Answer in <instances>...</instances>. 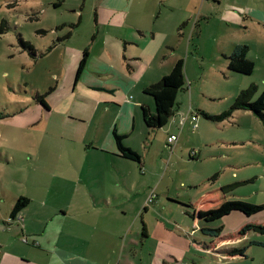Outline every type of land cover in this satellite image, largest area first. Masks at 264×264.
Listing matches in <instances>:
<instances>
[{
    "label": "rangeland",
    "instance_id": "rangeland-1",
    "mask_svg": "<svg viewBox=\"0 0 264 264\" xmlns=\"http://www.w3.org/2000/svg\"><path fill=\"white\" fill-rule=\"evenodd\" d=\"M203 1L190 6L187 29L169 20L180 3L108 11L101 0H0V263L65 264L37 245L52 249L55 229L64 225L103 232L107 264H264V234L255 229L264 227V123L248 111L220 121L202 114L229 111L252 85L255 100L264 93V0L206 1L211 16L199 20V29ZM236 44L249 47L251 75L228 69ZM84 52L87 65L77 80ZM154 55L155 65L185 61L187 90L176 113L164 128L130 138L141 163L107 151L103 161L84 143L102 138L128 112L142 122L141 107L123 99L144 98L155 113L153 97L139 88L155 76ZM96 86H113L114 94ZM190 107L199 114L198 129ZM177 114L192 124L179 128ZM172 131L178 141L170 148ZM77 180L86 196L78 203ZM232 184V192L221 191ZM21 196L31 204L9 220ZM28 226L46 234L37 241ZM234 250L243 254L231 256Z\"/></svg>",
    "mask_w": 264,
    "mask_h": 264
},
{
    "label": "crops",
    "instance_id": "crops-1",
    "mask_svg": "<svg viewBox=\"0 0 264 264\" xmlns=\"http://www.w3.org/2000/svg\"><path fill=\"white\" fill-rule=\"evenodd\" d=\"M147 1L151 2L154 5H157L161 1L162 2L161 4L165 5V7H172V6H174V4L180 3L179 4L180 11L178 13V16L175 19L172 18L169 20L173 24L176 22V23H179V25L180 24L184 25V27H186L187 29L190 26L189 21L195 12V11L194 12L190 11V6L194 5V3L197 2V0H101V6H103L108 11H114V10L120 9L122 7L125 8L126 5H128L132 8L134 5H136L135 10H137V9H141V7H144V5L147 4ZM206 1H210V0H204L203 4L199 6V11H198L199 19H198V25H197L199 29H201V23L199 24V20L201 19L202 21L205 20L206 22H208L210 19V16H211L208 12L210 11V8L212 9V7L204 5ZM256 8L260 9L262 7H261V5H258V7H256ZM238 13H240V14L242 13V15H245V17H247V18L253 17L250 15L252 12H247V10L244 8H243V12H241V9L239 8ZM236 15L238 18H241L240 15H238V14H236ZM258 22L261 23L262 21L260 22V20H259ZM239 45H241V44H239ZM236 46H237V44H236ZM231 53H233V52H231ZM124 55L126 56V54L125 53L123 54V58H124ZM227 57L228 56H226V58ZM125 59H127V58H125ZM138 59H139V57L136 55L131 60H138ZM156 60H157L156 55H154L150 59V64H152V68L154 70L155 76H153V78H151L152 80L148 84L143 83L142 85H139L140 91H142V92L144 91V89L147 86L159 82L164 76L168 75L172 71V69L175 65L172 62L171 63L162 62L158 65H155L154 62L156 63ZM133 70H134V67H133L132 71ZM121 71H122V73H125L123 68L121 69ZM132 71H129V72H132ZM155 81H157V82H155ZM93 88L95 90L105 91L108 94H114L113 86H108V87L96 86ZM122 91H123V93H125L124 89H122ZM123 93L121 94V96H119L120 99H123V95H124ZM137 99H138L137 102H135L134 104H130L129 102H127L126 98L123 99L122 101L125 105H133L135 107V110L138 111L143 106L146 105L145 104L146 101L144 98L143 99L137 98ZM190 111L192 113V112H194V109L192 107H190ZM191 113L189 112L190 117H192ZM180 114H177L178 116H176L174 119V124L178 125V127H179V124L182 123V118L185 117V116H181ZM194 115L199 116V114L197 112H195ZM139 116H140L142 122L144 123L142 110L140 111ZM189 116H187L188 118H187L186 122L184 123L183 127H185L186 124H188V125L192 124ZM133 117H134V114L132 112H128L126 115L120 116V118L118 119V122H115L114 124L110 123V125H108V128H107V130H106V132L102 138L94 139L90 143L85 142L84 146L89 144L90 149L88 148V151L97 154V156H104V157H102L103 161H108V158L106 157L107 152H109L108 154H111V156H113L114 158L119 157L122 160H125L124 158L121 157V155L117 149V146H116V143L114 140V132L121 134V135H127V138L124 142L128 147H130V144H128V141L130 140L131 137H133L135 134H137L138 131H140L141 134H144L145 128H146L147 132L150 134L145 123L143 125L141 121H138V120H136V118H133ZM199 119L200 118L198 117L197 121H196L197 122L196 129H198V127H199ZM114 121H116V120H114ZM136 123H137V125H136ZM171 135H177V133L175 131H172L169 133L168 137ZM134 143L139 144V141L136 140ZM166 145L169 147L167 140H166ZM177 148H178V146H177ZM118 153L120 156L118 155ZM105 170H108V168L107 169L105 168ZM79 181L77 180L75 182L76 183V189L74 190V193H73V199L77 203L85 201V198H86V196L84 195L85 192L83 191L82 188L80 189ZM30 204H31V202H30ZM83 214H85V212H83ZM66 216H68L67 211H65V217ZM76 216H77V217H75L76 219L80 218V217H78V215H76ZM26 232L29 233L30 236L35 238L37 241H39V239L42 238V236L46 234V231L42 232L40 228H34L31 226H28L26 228ZM55 233H56L55 237H54L55 245L53 246L52 249L42 247L40 242H39V244H37L40 253L45 254L46 256H50L52 254H55L65 264H107V262L102 258V252L104 251V249H108V248H107V245L106 244L104 245V242L102 241V235L104 233L99 231L98 228L88 227V226H78V227L70 226V227L65 228L63 225V227H60L59 229H55ZM101 249H102V251H101ZM94 250H96L97 253H94L93 252ZM1 256L2 257H8L9 256V258H10L12 255L7 254L5 252H2ZM13 260L16 261L17 263L21 262L20 259H17L16 257H13ZM27 260H28V262L23 261L22 264H57V263H52L50 259H44L41 262H33L31 259H27ZM0 261H2V259H0ZM0 264H4V261H3V263H0ZM5 264H8L7 260H6Z\"/></svg>",
    "mask_w": 264,
    "mask_h": 264
},
{
    "label": "trees",
    "instance_id": "trees-1",
    "mask_svg": "<svg viewBox=\"0 0 264 264\" xmlns=\"http://www.w3.org/2000/svg\"><path fill=\"white\" fill-rule=\"evenodd\" d=\"M4 26L2 23L1 28ZM26 49L33 50L31 44L23 43L22 44ZM249 47L237 45L231 56H228V69L232 72H236L243 75H251L255 68V63L247 58ZM88 60V52H84L80 60L76 79L78 80L81 74L84 72ZM126 60V59H125ZM130 69V66H128ZM186 69L185 61L180 59L174 65L172 71L164 76L159 82L151 84L144 89V93L153 97L155 101V113H151V110L143 106L141 108L143 120L147 126L149 132L152 130L162 129L168 123L169 120L175 115L177 108V100L180 92L187 90V81H186ZM257 90L256 85L250 86L248 89L239 92L235 102L232 104L229 111L224 112L220 116H211L207 112H202L204 117L207 120L211 121H220L224 118L231 116L233 111H248L252 112L258 118H260L264 123V93L257 99H254L255 92ZM39 101L49 109L47 102H45L44 97H39ZM191 113V112H190ZM195 113V112H194ZM192 119L198 118L197 115L191 113ZM127 135H121L114 132V140L117 146V149L122 158L127 160H132L137 163L142 162L141 156L133 152L130 147L125 144ZM237 185L232 184L222 188L224 194H228L234 190ZM30 205V200L26 197H19L15 205L13 206L9 220H16L19 218L23 210ZM264 234V227H255ZM232 254V255H231ZM242 250H234L230 253L231 256L242 255Z\"/></svg>",
    "mask_w": 264,
    "mask_h": 264
},
{
    "label": "built area",
    "instance_id": "built-area-1",
    "mask_svg": "<svg viewBox=\"0 0 264 264\" xmlns=\"http://www.w3.org/2000/svg\"><path fill=\"white\" fill-rule=\"evenodd\" d=\"M187 118H188L187 116L182 118V125H184V123L186 122ZM193 120L197 121V118H194V117H193ZM177 141H178V137H177L176 135H171V136H169L168 139H167V142H168L170 148H171L172 145L175 144ZM153 198H154V195H153V197H151V199L149 200V202H152Z\"/></svg>",
    "mask_w": 264,
    "mask_h": 264
}]
</instances>
